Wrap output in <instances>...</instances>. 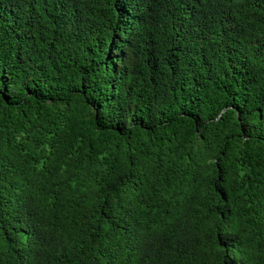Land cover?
Here are the masks:
<instances>
[{
  "label": "trees",
  "instance_id": "obj_1",
  "mask_svg": "<svg viewBox=\"0 0 264 264\" xmlns=\"http://www.w3.org/2000/svg\"><path fill=\"white\" fill-rule=\"evenodd\" d=\"M0 264H264V0H0Z\"/></svg>",
  "mask_w": 264,
  "mask_h": 264
}]
</instances>
